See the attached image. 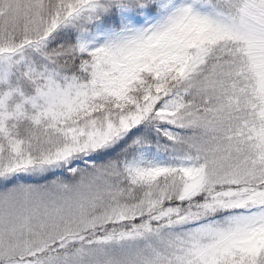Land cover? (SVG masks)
<instances>
[{"label":"snow or ice","instance_id":"snow-or-ice-1","mask_svg":"<svg viewBox=\"0 0 264 264\" xmlns=\"http://www.w3.org/2000/svg\"><path fill=\"white\" fill-rule=\"evenodd\" d=\"M0 264H264V0H0Z\"/></svg>","mask_w":264,"mask_h":264}]
</instances>
